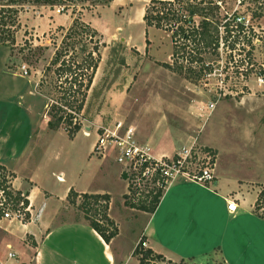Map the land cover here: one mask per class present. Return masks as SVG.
Here are the masks:
<instances>
[{
  "label": "rangeland",
  "instance_id": "374dc122",
  "mask_svg": "<svg viewBox=\"0 0 264 264\" xmlns=\"http://www.w3.org/2000/svg\"><path fill=\"white\" fill-rule=\"evenodd\" d=\"M151 1L114 0L109 6L93 11L78 8L74 15L71 9L47 5L45 0H0V99H4L1 100L3 107H6L7 94H18L23 89L27 93L28 80L34 86L31 102L35 120H39L43 112L42 116H48L51 106L62 96L55 90V53L73 41L74 36L70 38L69 31L81 13L83 22L97 32L104 44L98 71L79 117L83 128L97 132V141L105 129L115 131L117 124H122L119 133L132 128L136 142L145 147L147 138L163 135L159 130L161 120L167 123L168 119L171 126L189 127L195 149L199 153L210 151L216 157L221 175L248 182L262 181L264 0H211L220 9L216 10L214 18L224 23L235 17L242 18L245 33L231 51L236 31L226 41V33L220 29L225 45L219 56L213 57V75L202 80L165 67L173 64L172 35L146 27L144 16ZM209 18L215 20L212 15ZM8 59L12 73L24 76L22 68L26 67L27 80H15L5 71ZM109 156L114 163L115 153L110 151ZM194 166L193 163L191 168ZM186 186L193 193L201 194L197 185L188 182ZM111 187L113 215L124 219L121 193L125 183L117 179ZM72 210L85 216L77 206H72ZM204 222L208 238L224 235L216 242V247L225 251L234 234L251 227L247 221L231 223L205 218ZM26 232L24 225L2 224L0 264H35L32 249L36 244L34 246L32 237L25 236ZM10 253L15 254V259H9ZM210 253L214 259H221L218 248Z\"/></svg>",
  "mask_w": 264,
  "mask_h": 264
},
{
  "label": "crops",
  "instance_id": "0c3cea01",
  "mask_svg": "<svg viewBox=\"0 0 264 264\" xmlns=\"http://www.w3.org/2000/svg\"><path fill=\"white\" fill-rule=\"evenodd\" d=\"M8 66L9 59L5 71L13 79L27 80L22 74L12 73ZM27 82V95L24 89L18 94H7V108L2 105L4 99H0V166L12 176L14 190L32 205L33 221L24 227L25 236L32 237L36 244L35 249L31 248L35 251V264H139L133 252L142 238L156 254L172 260L192 264H264V213L263 209L257 210L264 179L248 182L221 175L216 165L211 184L202 186L178 178L153 214L132 209L126 204L128 188L121 168L115 165L116 161L110 162V156L102 159L94 154L97 132L84 127L70 139L64 128H50L48 116H42L44 112L40 113L42 124L38 125L31 102L34 86ZM164 122L161 120L159 128L162 136L146 139L154 157L172 158L194 144L188 126H171L168 119ZM117 179L125 183L121 220L113 215L111 183ZM188 182L197 185L201 194L193 193L186 186ZM71 190L80 195L110 196L108 216L118 235L109 244L85 216L74 213L68 201ZM231 200L238 204L236 214L228 211L227 201ZM205 218L231 223L247 221L251 227L234 234L225 251L216 247L224 235H205ZM217 248L219 261L210 253Z\"/></svg>",
  "mask_w": 264,
  "mask_h": 264
},
{
  "label": "trees",
  "instance_id": "16d2710c",
  "mask_svg": "<svg viewBox=\"0 0 264 264\" xmlns=\"http://www.w3.org/2000/svg\"><path fill=\"white\" fill-rule=\"evenodd\" d=\"M114 0H45L47 5L62 6L64 10L77 9L93 11L99 7L109 6ZM218 4L211 0H152L146 9L144 21L147 28L164 30L172 35L174 53L173 64L166 68L177 73H186L198 79L213 75L215 66L213 57L219 56L225 38L220 29L226 33V41L233 35L235 41L231 51L236 49L241 35L245 33L242 18L233 21H219L214 18ZM217 20H212L209 17ZM233 22L236 23L233 25ZM73 41L60 47L55 53L56 75L55 90L62 96L51 106L48 112L49 126L52 130L64 128L70 139H73L83 128L79 117L83 112L88 93L101 62V48L104 45L97 32L83 22L81 13L75 19L69 31ZM149 41H147V44ZM250 43H252L250 41ZM225 45V44H224ZM230 48V47H229ZM264 74V71H263ZM75 109V112H72ZM134 195V191H132ZM162 196L156 195L151 200L137 203L133 197L126 195L128 207L153 214L160 204ZM78 200L81 203L78 205ZM68 201L79 207L90 222L91 227L109 244L118 235V230L108 216L110 196L77 194L70 191ZM258 208H264V191L260 195ZM35 246V244H34Z\"/></svg>",
  "mask_w": 264,
  "mask_h": 264
},
{
  "label": "built area",
  "instance_id": "2783aa9c",
  "mask_svg": "<svg viewBox=\"0 0 264 264\" xmlns=\"http://www.w3.org/2000/svg\"><path fill=\"white\" fill-rule=\"evenodd\" d=\"M24 76H28L26 67L22 68ZM214 105L212 106V109ZM122 124H117L115 131L105 129L99 136L94 154L106 158L110 151L115 153V161L121 167L122 177L128 185L129 195L135 203L141 200H151L154 196H162L170 185L178 178L206 186L215 180L216 157L210 151L199 153L193 144L184 148L174 157L156 158L148 146L136 142L132 128L120 134ZM203 152V153H202ZM202 154V156H201ZM194 163V169L192 165ZM13 179L0 166V227L5 223L26 225L33 221L32 205L24 195L14 190ZM134 191V195L132 194ZM231 214L238 212L235 200L227 201ZM264 211V208H263ZM133 254L139 264H192L185 260H172L152 251L148 242L142 238L135 246ZM10 253L9 259H15Z\"/></svg>",
  "mask_w": 264,
  "mask_h": 264
}]
</instances>
